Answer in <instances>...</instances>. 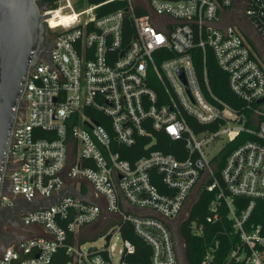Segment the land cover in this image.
I'll list each match as a JSON object with an SVG mask.
<instances>
[{
	"label": "built area",
	"instance_id": "1",
	"mask_svg": "<svg viewBox=\"0 0 264 264\" xmlns=\"http://www.w3.org/2000/svg\"><path fill=\"white\" fill-rule=\"evenodd\" d=\"M77 1L42 7L52 44L29 70L1 182L0 210L10 214L22 198L34 206L21 208L22 224L47 235L9 244L0 264H134L124 260L135 252L125 224L150 245L148 264H180L179 226L191 207L179 217L200 189L210 198L191 232L221 226L203 264H264V224L251 220L264 199V0H120L101 15L114 0ZM208 55L237 103L211 90ZM100 218L109 221L105 243L87 248L77 234ZM219 234L230 242L222 256ZM60 248L64 263H56Z\"/></svg>",
	"mask_w": 264,
	"mask_h": 264
},
{
	"label": "water",
	"instance_id": "2",
	"mask_svg": "<svg viewBox=\"0 0 264 264\" xmlns=\"http://www.w3.org/2000/svg\"><path fill=\"white\" fill-rule=\"evenodd\" d=\"M42 9L40 0H0V195L12 128L22 113L28 73L43 51L48 15ZM177 247L180 264H186L179 241Z\"/></svg>",
	"mask_w": 264,
	"mask_h": 264
},
{
	"label": "trees",
	"instance_id": "3",
	"mask_svg": "<svg viewBox=\"0 0 264 264\" xmlns=\"http://www.w3.org/2000/svg\"><path fill=\"white\" fill-rule=\"evenodd\" d=\"M104 1L106 0H78L76 6L80 8L83 7L84 5H95ZM58 2L59 0H40V5L42 7L51 9L56 7L58 5ZM120 6H122V1L120 0L110 1L107 2L106 4H103L100 8H98L96 10V14L101 15L103 13L113 11L119 8ZM206 69H207L209 84L213 93L230 103H237L238 101L236 97L233 95V93L230 91L228 87L226 73H224L217 66L216 62L210 55L207 56ZM156 136L158 141L160 139V141L166 142L167 140L170 142V140H168V138L166 139V137H164V135L161 133L157 134ZM244 138H246V136L241 134L235 140L231 141L228 147L224 150L225 151L224 154L228 153L232 148L236 147L242 140H244ZM155 148H159L165 153H173L177 157L181 156L177 154V152H175V149L173 148V144H165V145L156 144ZM124 157L131 159L129 156H124ZM209 198H210V193L205 189H200L198 198L191 206L190 219H184L180 223L179 234L183 243V254L186 264H203V256L210 234L211 232L216 231L221 227L220 222L217 221L213 225L206 224V230L210 231V234L208 233V235L204 234V236H199L191 232V228H190L191 219L196 216H200V218L203 219L208 206ZM241 200L243 199L237 198L236 203ZM251 220L257 223L264 224V199L257 200L253 213L251 215ZM102 228L103 229L96 231L95 234L99 233L101 235L106 229L104 226ZM121 231H122V237L131 240V242L135 246L134 254L125 256L124 260L128 263L148 264L152 252L150 245H148L143 239L138 237L132 230V227L128 224L123 225ZM219 237L221 244L218 253L221 254L222 256V254H224V252L230 246V242L227 241V237L225 234H219ZM68 259L69 258L65 254L63 248H60L57 252L56 263H64Z\"/></svg>",
	"mask_w": 264,
	"mask_h": 264
},
{
	"label": "crops",
	"instance_id": "4",
	"mask_svg": "<svg viewBox=\"0 0 264 264\" xmlns=\"http://www.w3.org/2000/svg\"><path fill=\"white\" fill-rule=\"evenodd\" d=\"M73 183V181H71ZM79 182L81 183V191L82 192H87L90 191V186L88 185L87 182L83 181V180H79ZM72 191H74L73 188H71ZM17 201V205L16 207L13 209L14 211L10 212V214H8V212L5 214L4 219H5V227H8V229L12 228L9 232L6 234L10 235V237H12L9 241L8 244H11L15 241H18L24 237H28L31 235H47L46 230L39 226V225H23L20 218H19V212L22 209L25 210H31L34 208V206L28 202H23L22 198L18 197L16 198ZM23 202V205L22 203ZM113 220L116 222L119 217L117 215L112 216ZM19 220V222L21 223L19 228H16L14 226V220L17 219ZM99 223V228L97 229L95 224ZM109 224V221H107L105 218H100L97 221L93 222L92 224L83 226L82 228H80L77 236L79 239H81L82 241H85V238H87L88 236H92L96 231H99L101 229H103L102 227L104 226L105 228H107ZM106 230V229H105ZM104 230V232H105ZM103 234V233H102Z\"/></svg>",
	"mask_w": 264,
	"mask_h": 264
},
{
	"label": "rangeland",
	"instance_id": "5",
	"mask_svg": "<svg viewBox=\"0 0 264 264\" xmlns=\"http://www.w3.org/2000/svg\"><path fill=\"white\" fill-rule=\"evenodd\" d=\"M221 146V144H219V142L217 144H215V148L212 149L211 147L209 146H206L204 147V150L205 152H213L214 150L218 149L219 147ZM193 204V197H191L185 204L184 206V209L179 217V220H182V218L185 216L186 212L190 209L191 205ZM97 227V229L99 228V223L98 224H95ZM2 228V227H1ZM12 228L8 229V227H5V225H3V228H2V231L4 233H10L9 231L11 230ZM115 243V250H114V258L115 259H118V249L120 248L121 246V240L119 238H114V241ZM105 243V240L103 237L100 236L99 233H94V235L92 236H88L87 238H85V241H84V246L85 247H97V248H100L101 246H103Z\"/></svg>",
	"mask_w": 264,
	"mask_h": 264
},
{
	"label": "flooded vegetation",
	"instance_id": "6",
	"mask_svg": "<svg viewBox=\"0 0 264 264\" xmlns=\"http://www.w3.org/2000/svg\"><path fill=\"white\" fill-rule=\"evenodd\" d=\"M51 44H52V36H51V34H49L46 31L45 35H44L43 44H42L43 45V51L40 54L44 58H48L50 48H51ZM22 106H23V104H22ZM5 214H6L5 210H0V252L7 246L8 241L12 238V237H10L9 234L7 235L6 233H4L2 231L3 225H5L4 224L5 223V219H4ZM13 222H14V226L16 228H19L21 223L19 222L18 218L15 219Z\"/></svg>",
	"mask_w": 264,
	"mask_h": 264
}]
</instances>
